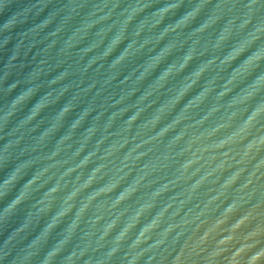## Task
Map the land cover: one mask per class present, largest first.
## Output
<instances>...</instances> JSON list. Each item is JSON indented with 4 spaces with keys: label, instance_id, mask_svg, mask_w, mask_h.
Masks as SVG:
<instances>
[{
    "label": "water",
    "instance_id": "1",
    "mask_svg": "<svg viewBox=\"0 0 264 264\" xmlns=\"http://www.w3.org/2000/svg\"><path fill=\"white\" fill-rule=\"evenodd\" d=\"M259 257L264 0H0V264Z\"/></svg>",
    "mask_w": 264,
    "mask_h": 264
},
{
    "label": "clouds",
    "instance_id": "2",
    "mask_svg": "<svg viewBox=\"0 0 264 264\" xmlns=\"http://www.w3.org/2000/svg\"><path fill=\"white\" fill-rule=\"evenodd\" d=\"M21 95H22V94H21ZM260 259H262V257H259V258L257 259L256 264H258V261H259Z\"/></svg>",
    "mask_w": 264,
    "mask_h": 264
}]
</instances>
